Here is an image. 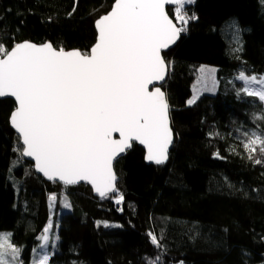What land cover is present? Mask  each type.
<instances>
[{
  "label": "trees",
  "instance_id": "obj_1",
  "mask_svg": "<svg viewBox=\"0 0 264 264\" xmlns=\"http://www.w3.org/2000/svg\"><path fill=\"white\" fill-rule=\"evenodd\" d=\"M113 4L0 0V42L9 49L28 41L89 50L95 21ZM185 11L197 18L165 55L170 74L163 89L172 117L184 120L174 122L169 161L147 165L134 146L115 166L118 192L111 196L40 177L10 126L16 104L0 100V234H10L22 264H32L50 220L66 250L49 264H149L156 257L158 264H264V162L254 163L264 154L249 160L242 145L245 133H264V103L235 83L240 72L264 75V0H194ZM203 65L218 68L226 91L190 105Z\"/></svg>",
  "mask_w": 264,
  "mask_h": 264
},
{
  "label": "snow or ice",
  "instance_id": "obj_2",
  "mask_svg": "<svg viewBox=\"0 0 264 264\" xmlns=\"http://www.w3.org/2000/svg\"><path fill=\"white\" fill-rule=\"evenodd\" d=\"M190 3L194 0H114L111 10L95 21L96 42L86 51L28 41L9 49L0 42V97L16 102L10 122L22 141L21 154L35 161L37 172L65 185L85 181L106 198L118 192L114 163L132 142L144 146L146 160L158 165L167 160L173 141L169 104L156 85L168 69L162 50L197 18L185 11ZM166 5H174L175 23ZM237 79L243 82L240 91L264 103V76L240 72ZM212 84L214 89V76ZM259 118L264 119V113ZM245 137L242 145L249 160L257 151L264 154V133ZM262 162L254 159L255 164ZM49 199L55 201L56 196ZM123 199L120 194L115 203ZM51 228V223L45 227L41 248ZM149 236L160 247L157 237ZM9 239L10 234H0V264L18 260L20 249ZM48 259L45 253L38 264ZM158 262L156 257L149 264Z\"/></svg>",
  "mask_w": 264,
  "mask_h": 264
},
{
  "label": "rangeland",
  "instance_id": "obj_3",
  "mask_svg": "<svg viewBox=\"0 0 264 264\" xmlns=\"http://www.w3.org/2000/svg\"><path fill=\"white\" fill-rule=\"evenodd\" d=\"M201 68H204V72L200 71ZM201 68L199 69V72H198V75H197V79H196L195 83L193 84V96L195 95L197 97L196 99H198V98H200V97H202L203 95H206V94H215L218 91H222V90L226 91V88L224 86L222 87L220 82H219V79H218V68L217 67L209 66V65H203ZM212 69H214L215 71L214 72H210L209 70H212ZM213 76H214V78L216 80V86H215L214 89H213V84H212V77ZM237 76L235 78V83L241 84L243 86V82L238 80ZM260 76H264V75H260ZM260 76H257V77H260ZM252 87H258V86L257 85H252ZM209 89H212V90H209ZM239 91H240V89H239ZM172 121L173 122H175V121L176 122L177 121L183 122L184 120L182 121L180 119H177L176 117H172ZM54 202L55 201H53V203ZM52 208H53V205H52ZM67 208H70V207H67ZM49 223L52 224V228L50 229V231L48 233V236H49L48 243H47V245L44 248L37 247L35 249L32 264H38L40 258L45 253H47L49 259H50V256H55L57 258H62L63 254L65 253L66 244H65L64 241H62V239L59 238V236L57 234V230H58L57 226H55L53 224L52 220H50ZM9 243H11L14 247L18 248L10 240H9ZM42 244H44V241L42 242ZM9 259H10V257H9ZM49 259L47 261V264H49ZM16 264H22V262H21V249H20L19 257H18V260H17Z\"/></svg>",
  "mask_w": 264,
  "mask_h": 264
},
{
  "label": "water",
  "instance_id": "obj_4",
  "mask_svg": "<svg viewBox=\"0 0 264 264\" xmlns=\"http://www.w3.org/2000/svg\"><path fill=\"white\" fill-rule=\"evenodd\" d=\"M173 8H174V5H166V10H167L168 12H169V9H173ZM169 16H170V14H169ZM170 18H172V17L170 16ZM172 19H173V18H172ZM173 21H174V19H173ZM174 23H175V21H174ZM96 32H97V30H96ZM180 40H181V34H180L179 38L177 39V41H176L173 45H171L168 49L162 50V56L165 58V55H166V54L170 53L173 49L176 48V46L178 45V43L180 42ZM37 45H38V44H37ZM165 60H166V59H165ZM166 63H167V62H166ZM169 74H170V70H169V66H168V69H167V73H166L165 79H164L162 82H159V83L156 85V86L161 87V90L165 93V96H166L167 101H168L167 94H166V92L164 91L163 86L166 84L167 79H168V77H169ZM149 89H150V90L152 89V86H151V85L149 86ZM0 100H2V101H5V100H11V101H13V102L16 104L14 98H12V97H0ZM168 104H169V102H168ZM169 119H170V128L172 129V132H173V141H172V144L169 146V149H168V158H167V160H166L164 163L159 164V166H163V165H166V164L168 163L169 158H170L171 151L173 150V147H174V145H175V143H176V134H175V131H174V122L172 121V110H171L170 104H169ZM10 126H11V129L14 131V133L19 137V134H18V133L16 132V130L12 127L11 122H10ZM114 138H118V133L114 134ZM21 144H22V141H21ZM132 144H133V146H132L130 149H127L125 153H122V154L117 158V161H118V162H119L121 159H123L124 157H126L127 154L133 150L134 146H137L138 148L142 149V150L145 152V157H146V152H147V150L144 148L143 145H140L138 142H135V141L132 142ZM24 158L26 159V161L32 163V164L34 165V168H35V161H34L31 157H26V156H24ZM118 162H115V163H114V171H115V173H116L115 166H116V164H117ZM145 162H146L147 165H158V164H156V163H154V162H152V161H148V160H146V158H145ZM35 171H36V168H35ZM36 173H37L40 177H42L43 179H45L47 182H49V183H58V184H60V185H63V186H65V187H68V188H72V187H78V186L86 185V186H88V187H90V188L92 189V191H93V193H94V196H95L96 198H101V197L99 196V194L96 193V192L94 191V189L92 188V185H91L90 183L85 182V181H80L79 183L74 184V185H65V184H63L62 182H60L59 180H48V179H47L42 173H40V172H37V171H36ZM116 176H117V173H116ZM117 184H118V176H117V180H116V187H117ZM112 194H113V193H111V192L108 193V194H107V197H108V196H111Z\"/></svg>",
  "mask_w": 264,
  "mask_h": 264
}]
</instances>
